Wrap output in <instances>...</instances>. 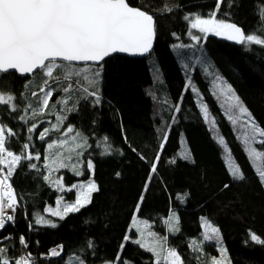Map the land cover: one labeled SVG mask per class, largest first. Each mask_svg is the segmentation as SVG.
<instances>
[{
  "label": "trees",
  "instance_id": "trees-1",
  "mask_svg": "<svg viewBox=\"0 0 264 264\" xmlns=\"http://www.w3.org/2000/svg\"><path fill=\"white\" fill-rule=\"evenodd\" d=\"M128 2L154 16L155 45L147 57L114 55L101 64L96 86L101 97L98 105L94 97L79 88L94 90L83 77L94 78L101 65L71 64L80 73L74 77L81 81L79 88L74 84L71 92L58 90L49 108L35 116L33 109L39 108L43 94L31 93L40 91V71L28 77L13 72L0 84L16 97L18 109L12 112L10 106L0 105V123L17 133L11 138L10 150L19 153L21 145L28 143L32 154L40 155L39 161H22L10 180L18 204L15 222L0 231V239L10 237L3 241L9 246L8 255L19 258L30 252L35 264H70V258L77 255L85 264H107L114 261L127 235L131 239L124 244L121 260L155 264V254L132 241L141 239L143 233L145 243H155L149 233L156 231L159 243L175 249L184 264H206L219 250L214 240L204 239L205 218L219 228L231 264H264V244L250 240V233L264 240V183L257 173V167L264 168V161H253L248 153L249 146L258 150H264V146L251 141L244 144L243 137L249 131L246 117L230 112L229 102L216 86L217 78L230 85L264 128V46H237L213 34L204 37L193 29L192 17H208L217 0ZM262 7L264 0H233L231 8L221 5L216 18L236 23L246 35H259L258 9ZM192 36L200 37V42ZM65 99L66 105L62 103ZM29 103L33 109L25 113ZM177 104L179 113L175 112ZM204 105L208 119L204 118ZM229 114L237 123L228 119ZM21 115L26 121L19 119ZM59 116L67 119L56 131L53 125ZM33 124L37 125L35 131H29ZM69 125L87 138L89 146L82 150L77 164L83 174L62 168L51 172L50 182L44 179L50 171L44 167L49 163L47 144L65 139L63 133ZM45 128L49 134L41 141L38 135ZM71 135L67 139L71 140ZM221 137L226 144L220 143ZM106 146L110 154L105 153ZM157 156L156 172L152 173ZM89 159L94 170L86 167ZM72 161L76 162L75 156ZM229 161L240 165L245 180L230 176ZM30 163H36L37 168L28 167ZM61 178L63 191L54 183ZM93 181L99 191L80 211L64 219L47 211L57 210L59 199L63 204L75 201L77 187L73 185ZM141 197L143 202L137 211ZM174 214L179 217V231H170L166 223L171 220L175 224ZM37 215L57 227L36 224ZM20 236L27 241V248L20 244ZM60 245L62 255L52 257L50 250Z\"/></svg>",
  "mask_w": 264,
  "mask_h": 264
},
{
  "label": "snow or ice",
  "instance_id": "snow-or-ice-1",
  "mask_svg": "<svg viewBox=\"0 0 264 264\" xmlns=\"http://www.w3.org/2000/svg\"><path fill=\"white\" fill-rule=\"evenodd\" d=\"M231 8L233 0H217L216 8L208 14V18H202L196 15L191 23L193 29H198L201 33L214 34L216 36L226 37L228 40L236 41L240 44H256L264 46V7L258 9L261 22L260 34H245L241 27L235 23L226 22L223 19H217V13L220 11L221 5ZM171 11V9H168ZM188 19V17H185ZM156 35L155 19L152 14L142 10L139 7L130 6L128 0H0V84L10 78L11 73L15 72L20 75L33 74L40 70L43 76L42 86L40 91L32 92V96L43 94L42 100L39 101V108L33 109V105L29 103L24 109L25 113L28 109H33V115H38L44 112L50 106V101L54 93L58 90L71 92L74 84L80 86L81 81L75 80L74 77H79L80 73L74 71L71 67V62L83 61L94 62L100 64L105 61L106 57H110L114 53H131V54H146L149 53ZM192 39L197 43L200 42V37L192 36ZM183 47V45H179ZM57 60L67 61L68 65H58ZM102 72V65L94 73V78L87 76L83 77L94 90L88 92L87 87L79 88V90L94 97V104L101 102L99 90L96 87L99 82V77ZM218 79L217 88L219 92L226 97L229 102L230 112L240 114L241 118L246 117L245 126L248 132L243 137V142L246 145L254 142L264 146V128L260 127L251 113L243 105V102L235 94L230 85H226L222 80ZM61 81H67L66 84H61ZM53 85H58L59 88ZM27 87V85H26ZM195 90V89H193ZM16 97L11 92H6L0 88V105L10 106L12 112H16L17 105ZM62 103L67 104V99ZM204 118H209L207 106H203ZM175 112H180V107L175 106ZM20 120H25V115L19 116ZM58 123L53 125L56 131L60 130V126L66 116L57 117ZM228 119L237 123L234 115L229 114ZM214 123V120H213ZM37 125L33 124L29 131H35ZM49 134V129L45 128L38 135V139L45 140ZM71 135V140L67 137ZM17 135L11 128H7L3 123H0V231L6 228L9 222L14 223L15 217L7 214V210L15 211L18 204L17 195L10 182L17 167L22 161L40 160V155L32 154L29 144L21 145L19 153L10 150L11 138ZM63 135L66 137L63 140L47 144L49 151V163L44 167L49 169V175L44 179L51 181V172L59 171L62 168H71L77 175H82L83 172L77 168L79 158L83 156V149L87 148V138L81 133L76 132L73 126L66 127ZM105 141L107 137L104 138ZM167 141V135L164 137V142ZM221 144H226L224 139L220 138ZM163 144L161 145V148ZM105 153L110 154L109 146L105 147ZM248 153L253 161H264V150H258L255 147L249 146ZM230 155V150H229ZM76 158L75 163H69L73 158ZM188 158L187 154L184 157ZM159 161V156L152 162L151 172H156V164ZM175 161H173L174 163ZM31 169H36V163L28 165ZM86 167L89 170H94V165L89 159L86 162ZM228 170L230 176L234 180L243 181L246 179L239 164H233L229 161ZM257 173L264 183V168L257 167ZM117 176L120 174L117 173ZM56 186L63 191L62 178L54 181ZM72 187L79 188V196L74 203L64 204L63 210L57 209L53 211L47 209L52 216L60 219L66 218L70 213L80 211L81 208L91 203L92 194L99 191L98 185L93 181L87 184L73 185ZM228 188L229 185H224ZM71 191V188L68 189ZM143 202V197L137 204V211L140 204ZM62 201L58 200L57 204ZM175 224L170 221V231H179V217L174 214ZM36 224L57 227V225L43 216L37 215ZM146 226L150 227V225ZM134 227L136 222H134ZM205 240H220V230L218 227H212L205 221ZM31 228V225H30ZM139 230V229H137ZM155 237V233H149ZM142 238L133 240L132 242L145 248L149 252L155 254V264H184L181 255L175 249H166L162 243L157 242L149 244L143 241ZM10 237H2L0 239V264H35L32 254L22 255L19 258L10 257L8 255L9 246H4L3 241ZM131 238L125 236L124 242L121 244V250L117 254L114 261L107 264H131L127 259L121 260L124 244ZM250 240L264 244L258 235L250 233ZM19 242L25 248L28 247L27 241L23 236H20ZM166 242V241H165ZM195 245V241L193 242ZM89 247L93 244L89 241ZM63 246H57L50 250L52 257L61 256ZM70 264H85L84 259L77 255L70 258ZM206 264H231L227 256V250L221 248L220 258L210 257Z\"/></svg>",
  "mask_w": 264,
  "mask_h": 264
},
{
  "label": "water",
  "instance_id": "water-1",
  "mask_svg": "<svg viewBox=\"0 0 264 264\" xmlns=\"http://www.w3.org/2000/svg\"><path fill=\"white\" fill-rule=\"evenodd\" d=\"M131 6V5H130ZM134 7V6H133ZM143 10V9H142ZM155 19V18H154ZM231 23H234V22H231ZM236 24V23H235ZM155 25H156V21H155ZM238 26V25H237ZM240 27V26H239ZM242 30L245 32V30L242 28ZM246 34V33H245ZM219 38H224L227 42H229V43H232V44H234V45H237V46H240V45H242V44H240V43H238V42H236V41H232V40H228L226 37H223V36H219ZM155 41H156V35H155V38H154V41H153V45H152V48H151V50H150V52L149 53H146V54H143V55H141V54H131V53H114V54H112L110 57H112V56H114V55H124V56H127V57H132V58H144V57H147V56H149L150 55V53L152 52V50H153V47H154V45H155ZM107 58H109V57H106L105 58V60L107 59ZM57 62L59 63V62H62V63H69V62H67V61H62V60H57ZM104 61H102V62H100V64H96V63H94V62H83V61H77V62H71V64H76V65H86V64H92V65H101L102 63H103ZM38 71H40V70H37L36 72H38ZM35 72V73H36ZM35 73H33V74H31V75H29V74H24V75H20V74H18V75H20L21 77H28V76H33Z\"/></svg>",
  "mask_w": 264,
  "mask_h": 264
},
{
  "label": "rangeland",
  "instance_id": "rangeland-1",
  "mask_svg": "<svg viewBox=\"0 0 264 264\" xmlns=\"http://www.w3.org/2000/svg\"><path fill=\"white\" fill-rule=\"evenodd\" d=\"M196 16V15H195ZM195 16H193L192 17V19H191V23H192V21H193V19H194V17ZM202 18H208V17H202ZM227 22V21H226ZM203 34V36L204 37H206V36H208V35H210V34H205V33H202ZM214 35V34H213ZM57 64H58V62H57ZM156 68L159 70V72H160V69L156 66ZM153 72H154V76H155V74H156V70L154 69V67H153ZM43 97V96H42ZM204 112V111H203ZM69 163H75V161H69ZM89 183V182H88ZM81 184H87V183H81ZM81 184H79V185H81ZM78 196H79V188L77 187V198H78ZM76 198V199H77ZM59 200H61V199H59ZM62 201V200H61ZM75 201H72V202H68V203H65V204H70V203H74ZM63 203H61V204H59V207L57 208V209H60L61 211L63 210ZM16 209V208H15ZM205 221H207L208 222V224H210L212 227H216V226H214V225H212L207 219H203V221H202V226H203V229H204V235H205V227H204V224H205ZM155 233H157L156 231H155ZM221 235V234H220ZM154 240L155 241H157V237H154ZM216 243H217V245H218V250H219V254L217 255V256H215L216 258H220V250H221V248H224V249H226V247H225V244H224V242H223V240H222V236H221V239L220 240H214ZM227 250V249H226ZM227 256L229 257V259H230V256H229V254H228V252H227Z\"/></svg>",
  "mask_w": 264,
  "mask_h": 264
},
{
  "label": "built area",
  "instance_id": "built-area-1",
  "mask_svg": "<svg viewBox=\"0 0 264 264\" xmlns=\"http://www.w3.org/2000/svg\"><path fill=\"white\" fill-rule=\"evenodd\" d=\"M15 212H16V209H15V211L13 212L12 210H7V214H9V215H13V216H15ZM10 223V222H9ZM24 255V254H23ZM22 256V255H21Z\"/></svg>",
  "mask_w": 264,
  "mask_h": 264
}]
</instances>
